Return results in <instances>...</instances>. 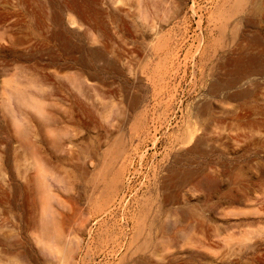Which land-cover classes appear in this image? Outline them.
Masks as SVG:
<instances>
[{
	"label": "rangeland",
	"instance_id": "1",
	"mask_svg": "<svg viewBox=\"0 0 264 264\" xmlns=\"http://www.w3.org/2000/svg\"><path fill=\"white\" fill-rule=\"evenodd\" d=\"M263 51L264 0H0V264L44 259L31 153L58 264H264V67L231 66Z\"/></svg>",
	"mask_w": 264,
	"mask_h": 264
},
{
	"label": "bare ground",
	"instance_id": "2",
	"mask_svg": "<svg viewBox=\"0 0 264 264\" xmlns=\"http://www.w3.org/2000/svg\"><path fill=\"white\" fill-rule=\"evenodd\" d=\"M177 7H179V5H177ZM176 10L178 11V9L175 8L173 10V13H171V15L178 14ZM56 23L58 25L60 24L59 18H57ZM253 45H256V43H254ZM261 55L263 56V58L259 57V59L258 58H255V59L254 58H246V57L239 58L238 61H236V63L234 65H231V66H233L234 74L237 75L239 73H242L243 71L246 72L247 70H250L253 66V63H257L256 65H259V67H257V68L262 69L264 67V51L262 52ZM20 96H21V100L25 103L24 105L26 107L30 108L31 110H34V112H36V114L39 115L43 119V123L39 124V126L41 128L40 129L41 133L43 132V134L45 136L48 133L54 134V131L50 130L51 128L47 125V123L51 120V117H50V113L47 112L46 107L43 104V101L36 100L33 97L31 98V97L27 96L26 94L24 96L23 94L20 93ZM136 103H137L136 99H131V101H128V105H129L128 108H133L136 105ZM125 113L127 114L129 112L125 111ZM105 118H107V117H105ZM17 124H18V122H17ZM30 128H32V126H30ZM30 128L29 127L23 128V130L21 131L20 130L21 127L17 126V134L20 137H22L23 139L24 138L27 139V137H30L33 135V132ZM55 131H56V137H61V136L68 133V131L66 129H64V130L63 129H56ZM122 146H123L122 140L117 139L114 143V148L112 149L111 153L107 155V157H110L111 161H113L115 156L117 154H120ZM34 147H35L34 144H28L27 145V148L29 150L33 149ZM34 149H36V148H34ZM89 150H90V148H89ZM96 151H99V150H96ZM31 155H32V159H33V165L37 168L36 172L39 173V178L41 179V180L40 179L38 180L39 183L37 184V187H38L39 193H38V197L34 203V205L37 207L38 212H39V215L35 218V220L37 222L38 233L35 235L34 241L38 245L40 251L44 254L43 261L39 260L35 255L32 256V259H33L34 264H50V263H54V262H56V264H58V262H62L63 260L72 258L73 254L75 252V248L80 246L79 240H81V239L79 238V240H77L76 243H74L73 245H70L64 241V228H65V225H68V224H66L67 222L65 223V221L67 219L66 220L64 219L65 221H64V223H61V225L59 223H57L55 216L59 215V211H58V209H55L53 205H54V203H57L58 205L62 206L66 202L59 199L58 196H55L53 193H51L49 190L46 189L45 185L42 184L43 180L45 179L44 176L46 174V170L43 169L42 162L40 160L41 158L39 159L37 157V154L31 153ZM91 157L93 158L92 154H91ZM87 158H90V157L88 156ZM89 162L90 161H88L87 163H89ZM96 163L97 162H95V164ZM95 164H93V165H95ZM85 167H86V165H85ZM44 168L46 169V167H44ZM87 169H88V167H87ZM87 169H86V171L84 169L81 170L82 175L88 174L89 170H87ZM47 171H48V169H47ZM110 175H111L110 169L106 170L105 176H110ZM120 175L121 174L119 172L114 173L112 171V178H110V180L106 183V187L108 190H111L114 187H116V183L118 182ZM48 177H49V175H48ZM85 177H87V176H85ZM168 178H169L168 182H170V183L174 182L176 180L175 175H170V176H168ZM99 179H100L99 175L94 177L95 182L98 181ZM70 184H71V182H70ZM66 189H67V191L68 190L71 191L72 186L67 184ZM65 199H69V198H65ZM71 202L73 204L72 200H71ZM68 206H70V205H68ZM75 211H77V210H75ZM62 216H64V218H66L65 215L62 214ZM62 219H61V221H62ZM71 222H72V220H71ZM68 223L70 224V222H68ZM61 244L64 245L62 250H60V248H59V245H61Z\"/></svg>",
	"mask_w": 264,
	"mask_h": 264
}]
</instances>
